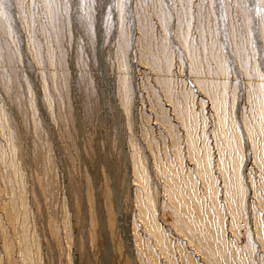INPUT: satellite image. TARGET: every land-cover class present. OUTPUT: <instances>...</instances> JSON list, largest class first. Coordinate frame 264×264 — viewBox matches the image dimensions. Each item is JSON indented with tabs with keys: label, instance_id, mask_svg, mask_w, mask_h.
<instances>
[{
	"label": "rangeland",
	"instance_id": "rangeland-1",
	"mask_svg": "<svg viewBox=\"0 0 264 264\" xmlns=\"http://www.w3.org/2000/svg\"><path fill=\"white\" fill-rule=\"evenodd\" d=\"M262 21L0 0V264H264Z\"/></svg>",
	"mask_w": 264,
	"mask_h": 264
},
{
	"label": "bare ground",
	"instance_id": "bare-ground-1",
	"mask_svg": "<svg viewBox=\"0 0 264 264\" xmlns=\"http://www.w3.org/2000/svg\"><path fill=\"white\" fill-rule=\"evenodd\" d=\"M122 105H124L123 103H122ZM261 126V122H256V125H255V128H257V129H259V127ZM247 133L249 132V133H251V131L252 130H245ZM253 139V136H252V138L250 139V141ZM234 141V138L233 137H230V139L228 140V142H230L229 144H234V143H232ZM251 149L253 150V156H255V149H256V147H254V146H251ZM258 157V156H257ZM264 157V156H263ZM260 164L262 165H259V167L261 168V171L264 173V159H261L260 160ZM240 187V181H239V178H238V180H237V184H236V187ZM205 241H206V239H205Z\"/></svg>",
	"mask_w": 264,
	"mask_h": 264
},
{
	"label": "snow or ice",
	"instance_id": "snow-or-ice-1",
	"mask_svg": "<svg viewBox=\"0 0 264 264\" xmlns=\"http://www.w3.org/2000/svg\"><path fill=\"white\" fill-rule=\"evenodd\" d=\"M249 2L252 4L253 8L256 7V0H249ZM261 23L264 24V21H262Z\"/></svg>",
	"mask_w": 264,
	"mask_h": 264
}]
</instances>
